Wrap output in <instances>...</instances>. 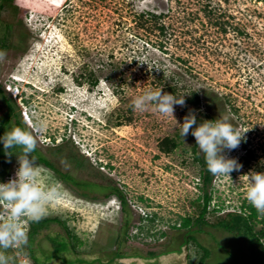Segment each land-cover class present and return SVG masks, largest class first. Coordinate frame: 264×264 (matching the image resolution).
<instances>
[{"label": "rangeland", "instance_id": "1", "mask_svg": "<svg viewBox=\"0 0 264 264\" xmlns=\"http://www.w3.org/2000/svg\"><path fill=\"white\" fill-rule=\"evenodd\" d=\"M4 35L0 120L10 102L25 128L42 123L36 149L74 181L29 157L36 182L62 195L31 240V222L21 221L27 244L9 250L15 264H33L29 249L36 264H198L201 247L209 253L203 264H251L259 246L215 224L248 215L242 175L264 172V0H14L0 6V45ZM160 88L185 100L174 105L176 121L131 107ZM190 110L198 122L225 118L246 131L224 151L242 165L231 179L212 174L204 186L195 139L180 135ZM17 167L9 156L0 183ZM204 191L207 225L182 228ZM54 242L67 250L55 253ZM260 243L264 253V232Z\"/></svg>", "mask_w": 264, "mask_h": 264}, {"label": "clouds", "instance_id": "2", "mask_svg": "<svg viewBox=\"0 0 264 264\" xmlns=\"http://www.w3.org/2000/svg\"><path fill=\"white\" fill-rule=\"evenodd\" d=\"M2 56L3 53H0ZM13 79L22 80L19 77ZM174 105L184 107L183 96L178 98L160 88L145 90L133 99L131 107L137 112L151 107L161 116L174 119ZM195 111L190 110L183 123L179 124L181 137L185 138L189 133L194 137L211 174L231 179L230 173L239 171L242 165L235 158L226 157L224 151L238 148L246 131L241 132L225 118L198 122ZM43 128L42 123L34 124L31 129L15 126L0 136L5 156L15 155L18 163L14 178L0 183V205L5 206L6 210V215H0V264H15V257L9 255V250L20 249L27 244V233L21 221L38 222L48 214V205L54 204L62 195L54 184L41 186L36 182V169L29 158L37 145L34 130L38 132ZM15 148L20 149L19 154L12 151ZM242 176L246 181L245 200L260 216H264V172L249 170ZM145 218H148L147 215Z\"/></svg>", "mask_w": 264, "mask_h": 264}, {"label": "trees", "instance_id": "3", "mask_svg": "<svg viewBox=\"0 0 264 264\" xmlns=\"http://www.w3.org/2000/svg\"><path fill=\"white\" fill-rule=\"evenodd\" d=\"M14 0H0V6L6 4V3H12ZM5 37L6 35H4V37L1 39L3 40L1 43V47H3L4 41H5ZM96 82L92 83L93 85ZM0 95H2V92L0 90ZM195 102L198 101V97L195 96ZM6 102V101H5ZM7 108L8 111L5 113V115L1 118L0 120V136H2V128L6 127L9 124V120L11 117H15L16 118V122H15V126H19L22 128H25L21 122L19 121V114L15 113V109L12 106V104L9 102H7ZM171 147L174 146L173 143L170 144ZM14 150H19V149H14ZM194 153L196 154V150H193ZM248 153V157L251 156V152H247ZM4 157V159H3ZM200 159L199 161H201L202 166L204 167L205 175L203 176V184L204 186H207L210 184L211 179H212V174L207 170L206 164H205V160L203 155L201 154L200 156H198ZM196 157V158H198ZM8 158L5 156L4 153V148H3V144L0 143V172L4 171V169L7 168L8 166ZM30 158H35L36 160H38L39 162L43 163L44 165L50 167L51 169H53L54 171L57 172V174L59 175V177L67 182H73V179L65 174H61L60 172L57 171V169H55L53 167V165L48 161V159H46V157L42 156L40 154V152L35 148V150L31 153ZM198 160V159H197ZM112 193L115 194L117 196V198H119L121 204H122V209L125 210L126 207V203L124 200V196L123 194L117 190L116 188L112 189ZM202 200V204L199 207V211L196 215V217H186L182 219L181 225L182 228L185 229H189L191 227H196L198 230H201L203 226L207 225L206 222V215H207V208L209 206V203L211 201L210 195L208 194L207 191H204L203 196L201 198ZM248 208V215H246L245 213H228L226 214L224 217L218 219V221L216 222V226L219 229H222L224 231H227L229 233H233L234 235H240L243 236L247 239L248 243L250 245H254L257 244L259 247H255V249H252V259H251V264H264V253H263V249H262V244L260 243V239L263 236V232H264V221L260 220L261 223L263 224V228L259 231V232H255L253 230V221H255L259 214L256 212V210L254 208L251 207V205L247 206ZM48 223V220H39L38 222H31V226H30V230H29V238L31 240V238H33L34 235H36L40 229H43ZM195 240L192 236L188 235L187 236V240ZM31 242V241H30ZM54 242V252L55 253H59L62 251L67 250L66 247V243H57ZM200 246V245H199ZM203 254L200 257L199 263L198 264H203V262L207 259L209 253H208V249L201 247ZM28 255L30 257V261L33 262V264L35 263V258H33L32 255V251L31 249L28 250Z\"/></svg>", "mask_w": 264, "mask_h": 264}, {"label": "flooded vegetation", "instance_id": "4", "mask_svg": "<svg viewBox=\"0 0 264 264\" xmlns=\"http://www.w3.org/2000/svg\"><path fill=\"white\" fill-rule=\"evenodd\" d=\"M46 159H48V158H46ZM35 161H36L37 163H39V164H41V165H43V166H45V167L51 169L50 167H48V166L44 165L43 163L39 162L38 160L35 159ZM48 161L53 165V163H52L49 159H48ZM53 167H54V165H53ZM54 168H55V167H54ZM55 169H56V168H55ZM52 170H53V169H52ZM55 172H56V171H55Z\"/></svg>", "mask_w": 264, "mask_h": 264}, {"label": "built area", "instance_id": "5", "mask_svg": "<svg viewBox=\"0 0 264 264\" xmlns=\"http://www.w3.org/2000/svg\"><path fill=\"white\" fill-rule=\"evenodd\" d=\"M20 264H28V262L26 259H24L23 262H21Z\"/></svg>", "mask_w": 264, "mask_h": 264}]
</instances>
